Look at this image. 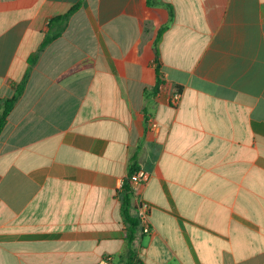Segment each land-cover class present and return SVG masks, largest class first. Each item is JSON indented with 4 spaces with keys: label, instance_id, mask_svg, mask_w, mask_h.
Listing matches in <instances>:
<instances>
[{
    "label": "crops",
    "instance_id": "obj_1",
    "mask_svg": "<svg viewBox=\"0 0 264 264\" xmlns=\"http://www.w3.org/2000/svg\"><path fill=\"white\" fill-rule=\"evenodd\" d=\"M80 2L0 134V264H128L139 170L138 262L264 264V0H0V99Z\"/></svg>",
    "mask_w": 264,
    "mask_h": 264
},
{
    "label": "trees",
    "instance_id": "obj_2",
    "mask_svg": "<svg viewBox=\"0 0 264 264\" xmlns=\"http://www.w3.org/2000/svg\"><path fill=\"white\" fill-rule=\"evenodd\" d=\"M146 3L150 7H157L160 6V0H146ZM81 6V2L77 5L73 6L67 13L64 15L57 16L49 21L48 24V33L45 35L42 43L40 44L39 48L27 59L28 69L24 74L21 82L13 86V95L10 98L0 99V134L6 124L7 117L11 110L13 109L16 102L21 97L24 88L27 84V81L30 76V71L32 67H34L39 60L42 52L44 49L55 39H57L63 30L65 29L69 18L79 9ZM161 32L158 34V37L154 43V51L156 56H158V42L160 40ZM156 72H158V64H156ZM159 77V74H158ZM157 85H161V81L158 79ZM131 200H132V190L129 180H127L123 187L121 193V215L122 218L127 226V242H128V257L130 262L128 264H133L135 261V254L132 247V242L134 240V234L136 228L138 226L137 219H134L130 216V209H131Z\"/></svg>",
    "mask_w": 264,
    "mask_h": 264
},
{
    "label": "built area",
    "instance_id": "obj_3",
    "mask_svg": "<svg viewBox=\"0 0 264 264\" xmlns=\"http://www.w3.org/2000/svg\"><path fill=\"white\" fill-rule=\"evenodd\" d=\"M181 100V92L180 91H174L173 94L169 98V104L172 107H177L178 103ZM150 129L155 131L158 126L155 121H150ZM129 183L131 185V190L133 186L142 185L147 182L148 180V173L139 170L129 177ZM132 197H133V191H132ZM134 205H135V211L137 215V221L138 225L141 228L142 235H148L150 233V223H149V205L144 202L142 199L135 197L134 198ZM100 264H111V260L109 258H105L100 262ZM134 264H141L138 262V259L135 258Z\"/></svg>",
    "mask_w": 264,
    "mask_h": 264
}]
</instances>
